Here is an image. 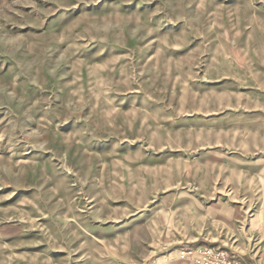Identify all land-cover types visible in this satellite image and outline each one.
Here are the masks:
<instances>
[{
    "label": "rangeland",
    "instance_id": "rangeland-1",
    "mask_svg": "<svg viewBox=\"0 0 264 264\" xmlns=\"http://www.w3.org/2000/svg\"><path fill=\"white\" fill-rule=\"evenodd\" d=\"M203 247L264 264V0H0V264Z\"/></svg>",
    "mask_w": 264,
    "mask_h": 264
},
{
    "label": "built area",
    "instance_id": "built-area-1",
    "mask_svg": "<svg viewBox=\"0 0 264 264\" xmlns=\"http://www.w3.org/2000/svg\"><path fill=\"white\" fill-rule=\"evenodd\" d=\"M184 254H192L195 264H242L240 259L228 257L224 250H214L210 247L184 251Z\"/></svg>",
    "mask_w": 264,
    "mask_h": 264
}]
</instances>
